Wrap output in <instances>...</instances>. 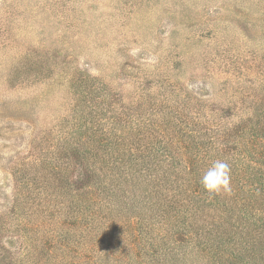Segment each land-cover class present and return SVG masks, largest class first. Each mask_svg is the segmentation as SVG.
<instances>
[{
  "label": "rangeland",
  "instance_id": "374dc122",
  "mask_svg": "<svg viewBox=\"0 0 264 264\" xmlns=\"http://www.w3.org/2000/svg\"><path fill=\"white\" fill-rule=\"evenodd\" d=\"M216 160L230 191L209 195ZM14 259L264 264V0H0Z\"/></svg>",
  "mask_w": 264,
  "mask_h": 264
},
{
  "label": "clouds",
  "instance_id": "9594fccd",
  "mask_svg": "<svg viewBox=\"0 0 264 264\" xmlns=\"http://www.w3.org/2000/svg\"><path fill=\"white\" fill-rule=\"evenodd\" d=\"M231 168L223 160H216L201 178V184L209 195L230 191Z\"/></svg>",
  "mask_w": 264,
  "mask_h": 264
},
{
  "label": "trees",
  "instance_id": "16d2710c",
  "mask_svg": "<svg viewBox=\"0 0 264 264\" xmlns=\"http://www.w3.org/2000/svg\"><path fill=\"white\" fill-rule=\"evenodd\" d=\"M103 144H99L98 146H102ZM90 146V144L89 143H85V148L87 149L88 147ZM244 191V190H243ZM242 191V192H243ZM256 194H257V191H256ZM255 194V192H253V193H249L248 195L246 194V196H245V198L246 199H244V203L241 205V204H239V206L241 205V208L243 207V209H241V208H239L238 209V211L237 210H235L234 212V215H233V217H232V219H235L234 217H236L237 218V220L239 219V218H245L246 217V211H247V213H248V211H249V208H254L255 206H258V204H259V196L258 195H256ZM252 206V207H251ZM254 211L252 210V213H253ZM238 215V216H237ZM251 216H252V214H251ZM248 217V216H247ZM243 220V219H242ZM224 235H230V234H233V233H236V232H234L233 230H230L228 227H225L224 228V230H223V232H222ZM16 262H15V264L18 262V259H14Z\"/></svg>",
  "mask_w": 264,
  "mask_h": 264
}]
</instances>
